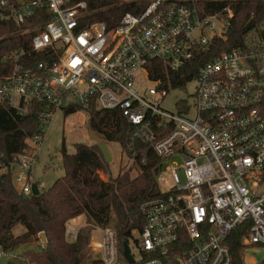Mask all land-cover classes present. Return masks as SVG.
Listing matches in <instances>:
<instances>
[{"label": "built area", "instance_id": "2783aa9c", "mask_svg": "<svg viewBox=\"0 0 264 264\" xmlns=\"http://www.w3.org/2000/svg\"><path fill=\"white\" fill-rule=\"evenodd\" d=\"M113 1L127 11L108 28L91 20L85 1L0 0V31L17 29L0 42L33 34L29 49L0 58V105L20 116L34 103L44 106L40 133L25 141L14 164L0 167V177L10 172L25 197L33 184L44 190L30 172L53 115L72 106L117 112L132 127L130 145H151L161 160L160 195L142 206L144 225L130 237L138 236L140 258L130 252L128 262L108 227L72 219L65 240L75 243L89 226L91 259L101 264H245L248 247L264 252V36L250 37V31L241 46L220 51L233 19L229 8L219 16L202 13L195 0ZM31 53L45 61L30 65ZM192 83L193 92L175 101L174 111L163 107L171 91ZM167 174L172 186L161 191L158 181ZM234 234L238 262L231 253ZM21 264L35 263L22 257Z\"/></svg>", "mask_w": 264, "mask_h": 264}, {"label": "trees", "instance_id": "16d2710c", "mask_svg": "<svg viewBox=\"0 0 264 264\" xmlns=\"http://www.w3.org/2000/svg\"><path fill=\"white\" fill-rule=\"evenodd\" d=\"M85 1L93 11L91 20L103 21L108 28L114 27L127 8H118L113 0H73ZM202 13L225 16L229 8L233 19L229 22L226 40L220 41V51L242 45L246 33L264 24V0H195ZM45 21H31L30 25ZM12 25L0 31L15 34ZM264 36V29L260 31ZM7 35V34H6ZM32 33L18 34L0 42V58L11 50L30 48ZM208 56V58H212ZM54 55L48 63L52 62ZM29 64L45 61L42 53H31ZM197 65L188 70V78L195 74ZM44 106L34 103L31 110L18 115L13 110L0 105V167L14 164L27 146L25 141L40 133L39 112ZM79 111L87 113V127L103 142L120 146L126 158L132 161L129 169H119L113 176L109 164L105 163L97 144L76 143L69 152L62 141L60 155L63 176L55 180L50 188L42 190L37 196L25 197L13 187L11 174L0 177V250L4 253L14 251L19 246L33 241L40 242L43 234L46 246L40 244L39 250L28 249L23 257L35 264H83V254L90 236V227L82 229L75 243L65 240V225L69 220L85 216L89 225L111 228L115 231L118 251L129 242L132 232L142 230L145 219L142 206L157 198L156 178L161 160L154 154L152 146L141 142L130 145L132 127L125 123L119 113L83 110L72 106L63 110L65 116ZM138 167L132 178L133 167ZM105 173L103 181L99 173ZM17 226L24 233L14 236L12 230ZM239 235L231 237V253L239 261ZM88 264H101L91 260Z\"/></svg>", "mask_w": 264, "mask_h": 264}, {"label": "rangeland", "instance_id": "374dc122", "mask_svg": "<svg viewBox=\"0 0 264 264\" xmlns=\"http://www.w3.org/2000/svg\"><path fill=\"white\" fill-rule=\"evenodd\" d=\"M264 29V24L259 28L252 30L250 32V37H257L258 33ZM195 83L186 86L185 90H173L169 93L163 102V107L174 111L175 101L187 98L194 90ZM88 116L84 111H79L73 115L65 116L63 111H57L50 123L47 125L44 131V137L40 145L35 148L36 159L31 168V181L33 183L38 182L43 185L44 190H47L52 186V184L58 178L63 176L62 169V159L60 155V149L62 141H65V145L69 152H73V145L76 143H86V144H97L99 141H103L100 137L97 140H91L89 138V132L87 127ZM107 149L112 157L109 166L110 171L113 176L117 175L118 170L129 169L133 165L132 161L128 160L123 153L122 149L118 144L106 143ZM173 166H178L180 164L179 159L171 160ZM138 173V167L134 166L131 171V177L134 178ZM99 177L103 180H107V175L100 172ZM158 186L161 191H165L170 186H172V181L170 176L167 174L164 179L158 181ZM83 223H89L84 216L82 220ZM89 227V226H87ZM85 227L84 229H89ZM13 235L19 236L24 233V229L21 226H17L12 230ZM92 236L98 238V230L96 227L92 228ZM137 234L134 233L132 238L128 242V247L134 258L139 260L140 255L138 249L135 245V239H137ZM40 242L33 241L26 245L19 246L14 251H8L4 254L0 250V264H21V259L25 250L40 249ZM83 254V264H88L92 259L91 252L89 250V238L87 240V245L82 251ZM18 256V259L13 260L14 257ZM243 258L245 264H261L264 258V252L261 248L257 246H251L245 249L243 253Z\"/></svg>", "mask_w": 264, "mask_h": 264}, {"label": "water", "instance_id": "95a60500", "mask_svg": "<svg viewBox=\"0 0 264 264\" xmlns=\"http://www.w3.org/2000/svg\"><path fill=\"white\" fill-rule=\"evenodd\" d=\"M88 132H89V138L91 140H97L98 139L97 135L93 134L90 131V129H88ZM97 146H98V149H99V151H100L105 163H107V164L110 163L112 157H111V155H110V153H109V151L107 149V146H106L105 142L99 141L97 143ZM31 190H32V196H37L39 194V191H38L36 185L33 184L31 186ZM39 238H40V242L43 243L44 247H45L46 243H45L44 235L43 234H39ZM123 256L128 262H130V263L133 262L132 257L130 256V251H129L128 245L126 243L123 244Z\"/></svg>", "mask_w": 264, "mask_h": 264}, {"label": "crops", "instance_id": "0c3cea01", "mask_svg": "<svg viewBox=\"0 0 264 264\" xmlns=\"http://www.w3.org/2000/svg\"><path fill=\"white\" fill-rule=\"evenodd\" d=\"M83 219H84V216H79L74 219L73 224H83V221H82Z\"/></svg>", "mask_w": 264, "mask_h": 264}]
</instances>
